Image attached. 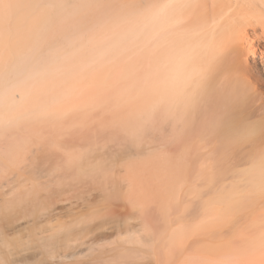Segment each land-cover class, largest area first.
Segmentation results:
<instances>
[{"label":"bare ground","instance_id":"1","mask_svg":"<svg viewBox=\"0 0 264 264\" xmlns=\"http://www.w3.org/2000/svg\"><path fill=\"white\" fill-rule=\"evenodd\" d=\"M5 1L0 105L61 79L70 84L69 72L75 77L89 69L120 70L126 84L149 95L147 108L128 129L131 142L138 146L159 121L162 144L180 148V175L173 186L156 199H147L144 189L129 203L150 208L164 202L167 214L181 205L182 189L193 175L195 185L187 194L198 216L226 222L225 264H264V78L257 68L259 61L264 64V0H139L135 10L115 0ZM50 28H57L55 40H47ZM61 46L65 52L58 51ZM7 111L0 113V264H82L115 250L117 242L87 245L82 233L55 223L52 213L72 202L67 194L73 185L87 180L96 185L100 177L109 179L108 170L112 178L117 162L89 161L87 145L75 138L60 146L80 148L85 155L57 159L49 170L40 162L33 171L46 181L30 182L24 175L34 163L20 161L16 171L1 158L12 156L13 145L23 139L18 129L5 126L14 117ZM37 151L32 146L29 156ZM132 189L123 176L111 192L127 200ZM178 230L166 237L171 248L190 227ZM139 232L122 242L146 250L120 254L131 264L155 260L166 241L144 221Z\"/></svg>","mask_w":264,"mask_h":264},{"label":"rangeland","instance_id":"2","mask_svg":"<svg viewBox=\"0 0 264 264\" xmlns=\"http://www.w3.org/2000/svg\"><path fill=\"white\" fill-rule=\"evenodd\" d=\"M115 1L128 4L127 8L133 10L139 7V0ZM8 11L6 1L0 0V17L3 14L6 16ZM7 20L14 21L13 18ZM56 29H49L51 36L47 40L56 39ZM47 40L44 38L41 43ZM58 51L65 52V49L61 46ZM259 62L257 68L264 78V64ZM69 73L67 76L73 81L70 84L62 82L61 79V82L50 86L51 88L43 91L32 90L23 99L11 98L6 104L0 105V113L8 108L7 116L14 115L5 126L18 129L23 137L20 143L13 145L12 156L1 155V158L16 171L20 161L22 164L24 161L28 164L34 163L35 166L24 175L30 182L46 181L40 173L33 171L40 162H44L45 169L49 170L57 159L63 163L85 155L83 154L85 151L80 148L60 146L63 143H71L75 138H79L87 145L89 161L108 158L112 162H117L112 171V178L108 170L109 179L100 177L96 185L91 180L73 185L67 194L72 199L71 205L67 204V208H61L59 205L60 208H55L56 211L52 213L57 214L55 223L72 225L77 232L82 233L87 245L94 240L105 244L117 242L114 245L115 250H105L99 256L83 261L82 264H111L110 261H116V264H131V261L120 258V254L133 251L142 255L146 250L142 246L123 245L122 242L125 243L130 236H140L143 221L164 240L167 235L178 232L180 226L190 227L189 233L186 232L185 237L183 234L180 236L182 238L178 239L176 249L168 246L166 240L160 246L155 260L147 257L146 264H225L226 222L215 218L203 222L198 216V208H193L195 201L187 194L195 185L193 175L188 176V184L186 183L182 189L181 205L167 214L165 210L167 208H162L161 203L164 202H158L150 208H133L129 203L133 196L143 194L144 189L148 195L147 199L159 197L163 189L168 190L173 186L175 177L180 175L178 164L180 148L166 147L162 144L161 122L154 123L152 130L145 134L138 146L131 142L134 137L128 129L135 116L147 108L149 102L147 89L126 84L124 74L118 69H89L75 77ZM63 87L67 88L62 89ZM16 111L19 113L16 114ZM32 146L38 148V151L29 156V149ZM123 176L130 180L133 187V193H130L131 196L128 195L127 200L114 197L111 192L112 185L119 183ZM23 184L24 181H21L20 185ZM127 191L128 189L125 193ZM79 194L80 198H77ZM186 206L190 208H184ZM165 214H170L168 218L165 217L166 222L163 219ZM91 215L96 217L78 224ZM138 264L143 263L141 261Z\"/></svg>","mask_w":264,"mask_h":264}]
</instances>
